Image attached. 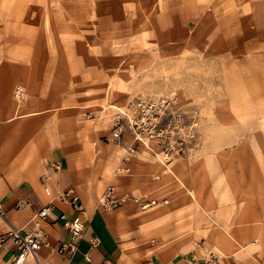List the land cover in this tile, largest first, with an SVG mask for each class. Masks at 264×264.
<instances>
[{
	"label": "rangeland",
	"instance_id": "374dc122",
	"mask_svg": "<svg viewBox=\"0 0 264 264\" xmlns=\"http://www.w3.org/2000/svg\"><path fill=\"white\" fill-rule=\"evenodd\" d=\"M0 32L4 59L35 64L38 81L67 99L90 183L108 184L115 166L123 176L134 167L141 186L166 175L165 192L151 196L169 201L167 241L196 240L208 256L235 240L264 245V0H0ZM141 98L166 102L161 135L142 155L130 133L111 135ZM96 165L106 175H93ZM194 210L202 221L189 232ZM237 211L234 229L216 232Z\"/></svg>",
	"mask_w": 264,
	"mask_h": 264
},
{
	"label": "crops",
	"instance_id": "0c3cea01",
	"mask_svg": "<svg viewBox=\"0 0 264 264\" xmlns=\"http://www.w3.org/2000/svg\"><path fill=\"white\" fill-rule=\"evenodd\" d=\"M192 18L190 12L189 19ZM2 40L0 32V203L4 207L0 233L10 227L22 232L39 228L42 235L37 258L27 259L23 264H264V245L250 251L251 245H241L235 240L228 247L227 254L216 252L213 257V254L206 255L196 240L180 247L167 241L170 240L167 237L170 231L167 230L172 223L171 217L168 211L165 213L160 209L169 201L161 204L160 199L151 196L165 192L166 175L160 182L156 181L160 179L159 175L156 180L145 177V185L141 186L139 178L134 175V167L133 174L123 176L119 172L121 168L115 166L108 184L104 181L108 178H98L99 182L90 183V169L86 162L77 163L78 156L83 160L88 157L80 153V137L71 135L74 125L68 121V102L64 94L60 95L58 88L51 89L45 80L38 81L44 76L34 71L35 64L25 65L15 56L5 60ZM17 82L23 83L26 89L25 99L19 107L13 102L16 97L14 88L20 85ZM137 145L142 155V146ZM111 154L106 156L109 162L115 157ZM106 158L102 156L99 160ZM53 162H59L60 168L55 169ZM159 164L164 168L161 161ZM91 170L93 175L105 174V168L98 165ZM161 171L165 173L167 170ZM46 175L49 192L41 181ZM111 184L115 186L116 194L129 198L121 206L106 210L98 198ZM66 191L79 197V208L70 202L71 196H67ZM190 194L194 198L192 190ZM134 198H144L140 201L151 199L155 203L142 208ZM47 204H51V210L45 220L36 223L37 213ZM198 212L194 210L190 215L189 232L194 223L202 221L199 222ZM238 212L233 223L228 222L229 219L225 224L221 222L216 232L226 223L234 229L232 224H236ZM76 216L83 220L79 234H73L65 225ZM161 223L165 231L162 234L155 231L156 225ZM217 235L212 245L215 241L223 247L224 240H215ZM14 251L13 247L0 245V262L10 264Z\"/></svg>",
	"mask_w": 264,
	"mask_h": 264
},
{
	"label": "built area",
	"instance_id": "2783aa9c",
	"mask_svg": "<svg viewBox=\"0 0 264 264\" xmlns=\"http://www.w3.org/2000/svg\"><path fill=\"white\" fill-rule=\"evenodd\" d=\"M16 97H23L24 89L21 85H16L14 88ZM163 98L158 99H144L141 98L137 103L132 105L133 110L122 112L114 117V126L111 135L114 138L124 137V133H130L134 140L140 144H147L151 147L152 142L156 140L160 134V123L162 121V115L164 113L165 100ZM162 101V102H161ZM153 149V148H152ZM133 152L134 149L131 148ZM52 166L55 169L60 168L59 162H53ZM48 176H42L41 181L45 190L49 192V186L47 185ZM67 196H71L70 202L79 208L81 201L77 195H73L71 191H66ZM126 195H118L115 191L113 184L109 185L102 196L99 203L106 210H112L113 208L121 206L124 202L128 201ZM139 201V198H134ZM155 203V200L149 199L142 208ZM51 204L44 206L38 213L36 223L45 220L47 213L51 210ZM64 214L62 215V217ZM0 217H4V207L0 203ZM65 225L73 234H79L83 228V220L79 216H76L74 220L66 221ZM42 244V235L39 228H35L34 231L22 232L18 228L10 227V229L4 233H0V245L9 248H14V264H23L28 258H37L38 249ZM213 257H216L213 254Z\"/></svg>",
	"mask_w": 264,
	"mask_h": 264
},
{
	"label": "bare ground",
	"instance_id": "6f19581e",
	"mask_svg": "<svg viewBox=\"0 0 264 264\" xmlns=\"http://www.w3.org/2000/svg\"><path fill=\"white\" fill-rule=\"evenodd\" d=\"M17 98H19V97H17ZM21 98V97H20ZM144 144V143H143ZM161 161H163V163H165L164 162V160L161 158ZM148 201V200H147ZM147 201H141V206H143L144 205V203H146ZM136 202H139V201H136ZM101 205V204H100ZM148 207V206H147ZM146 207V208H147ZM29 259V258H28ZM30 259H32V258H30ZM34 259V258H33Z\"/></svg>",
	"mask_w": 264,
	"mask_h": 264
}]
</instances>
